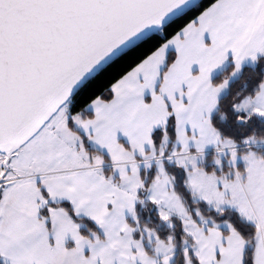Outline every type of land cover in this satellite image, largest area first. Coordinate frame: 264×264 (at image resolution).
<instances>
[{"label": "snow or ice", "instance_id": "1", "mask_svg": "<svg viewBox=\"0 0 264 264\" xmlns=\"http://www.w3.org/2000/svg\"><path fill=\"white\" fill-rule=\"evenodd\" d=\"M0 264H264V0H0Z\"/></svg>", "mask_w": 264, "mask_h": 264}]
</instances>
